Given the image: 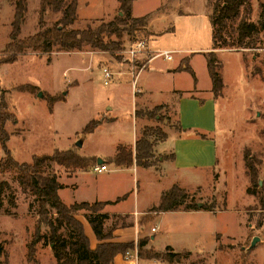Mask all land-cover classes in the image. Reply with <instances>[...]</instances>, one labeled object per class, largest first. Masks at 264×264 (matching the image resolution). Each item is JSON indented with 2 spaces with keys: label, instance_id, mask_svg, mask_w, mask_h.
Here are the masks:
<instances>
[{
  "label": "rangeland",
  "instance_id": "374dc122",
  "mask_svg": "<svg viewBox=\"0 0 264 264\" xmlns=\"http://www.w3.org/2000/svg\"><path fill=\"white\" fill-rule=\"evenodd\" d=\"M26 2L27 14L20 29V39L56 25L61 15L48 10L43 16L41 29L38 24L40 0ZM161 4L166 12L173 14L191 11L201 18V24L174 25L175 33L151 36L145 26L153 13L163 9ZM262 5L264 0H245L240 15L227 21L222 32L223 38L228 43L234 42L237 24L247 6L250 8L248 21L257 24ZM207 12L211 14V5L207 0H133L131 17L143 21L128 23L120 37L112 35L106 38L107 43L115 44L111 51L84 46L79 51L59 52L54 45L49 54L29 50L18 56L13 64H0L1 95L9 111L17 118L15 125L7 123L4 126L7 133H15L6 143L12 158L18 163H30L33 156L76 148L80 156L93 157L98 165L97 160L105 162L116 153L118 145L132 147V140L140 137L144 126L158 127L163 133L171 130V139L163 141L157 151L172 149L174 131L178 128L174 108L156 113L164 116L161 122L146 114L155 104L169 102L175 85L189 89L186 87H191V83L196 80V88L200 89V93L195 94V97L205 99L213 94L206 66V49L211 43L212 32L210 22L204 17ZM117 15H122L117 0H78L76 22L67 26L66 30H82L87 27L95 29L101 23L114 20ZM12 17L10 0H0V57L9 42ZM187 19L183 21L187 22ZM172 20L171 16L165 23ZM141 38H145L152 49H198L191 52L190 66L194 75L185 72L172 77L162 68L177 65L178 61L164 62L156 58L141 72L133 89V79L138 75L145 56L140 54L130 61L124 51L133 41ZM254 39V49L245 50L233 46L216 51V59L220 64L216 69L222 88L215 96V108L210 105L202 110H196L190 105L181 107V124L192 130H210L213 127L211 118L215 117L213 134L217 144L216 166L211 170H206L205 166L196 168L195 173L201 185L188 189L186 199L187 204H204L211 211L200 210L193 217L186 214H169L164 217V230L169 231L176 244L183 242L182 234L189 231L201 233L199 251L202 253L189 257L181 264H264V213H261L258 196H255L260 194L264 186V32L254 36ZM177 56L174 55V58ZM111 63L120 68L119 74L112 76L105 85L101 70L104 67L111 70ZM138 88L143 95L138 93ZM38 92H41V97L37 96ZM139 95L143 98L139 99ZM52 100L58 102L51 105ZM110 107L108 114L115 120L102 123L91 134L83 136L81 131L84 126L92 120H103L105 111ZM135 110L141 112V118L135 116ZM148 139L154 141V145L161 142L155 136H149ZM78 143H81L80 147H77ZM3 156L0 146V159ZM104 164L107 166L106 172L96 174L92 165L83 173L84 178H78V185H106L109 187L106 196L112 200L129 191L131 194L126 202L112 203L113 211L123 207L132 209V197L137 190L140 203H149L153 208L158 205L159 192L167 189L173 180L169 164L165 165L161 174L159 169L146 170L134 166L135 170L138 169L136 174L132 169H116ZM246 165L256 170L255 184L249 182ZM51 170L64 183L76 171L55 164H52ZM59 195L63 204L71 203L68 191L63 190ZM39 201L20 183L14 172L0 173V245L3 249L0 264H56L52 246L47 239L35 244L32 252L28 253V244L38 225ZM44 212L51 220L56 216L53 202L49 198ZM86 213L81 210L76 214V219L83 221L89 228L93 238L92 241L88 239L89 246L95 248L99 242L85 219ZM152 214L150 212L145 216ZM107 215L108 219L104 222L106 229H118L124 223L133 225L137 220V225L141 226V216L133 215L131 219L121 215ZM260 220L261 225L258 226ZM151 226L155 225L149 224L147 228ZM40 233L48 236L50 231L42 225ZM65 233V227L58 231L60 235ZM213 233H216L215 243L210 237ZM254 237L259 240L250 248ZM27 254H32L30 259ZM138 259L137 264H168Z\"/></svg>",
  "mask_w": 264,
  "mask_h": 264
},
{
  "label": "trees",
  "instance_id": "16d2710c",
  "mask_svg": "<svg viewBox=\"0 0 264 264\" xmlns=\"http://www.w3.org/2000/svg\"><path fill=\"white\" fill-rule=\"evenodd\" d=\"M117 1L122 15H117L114 20L108 23H101L95 29L87 27L82 30H66L67 26H71L76 22L78 0H40L38 24L41 29L43 26V16L48 10L59 13L61 15L59 20L51 28H45L33 36L20 39V29L27 14V2L26 0H10L11 6L13 7V17L10 23L11 30L9 33V42L5 45L1 53L0 64H13L17 61L18 56L29 50L35 53L49 54L52 52L51 49L54 45H56V49L59 52L79 51L84 46L101 51L113 50L115 44L111 42L107 43L105 41L106 38H110L112 35L120 37L121 32L126 30L128 23L143 21L141 18L131 17L133 0ZM207 2L211 5L209 20L212 27V50L207 53L206 66L211 81V91L215 98L222 88L220 75L216 69L220 66L216 59V51L232 48L233 46H235L233 48L245 50L254 49V36L264 32V6L262 5L260 19L257 24L248 21L250 8L248 6L245 8V12L241 15L237 24V36L234 42L228 43L223 38L222 32L226 28L227 21L240 15V8H242L245 0H207ZM180 70L187 71L193 75L186 59H183ZM56 102L58 101L52 100L50 104L53 105ZM163 108L164 106L162 105L156 106L150 112L147 111L146 115L150 118L154 116L153 118L157 122H161L164 116L156 113ZM135 116L141 118V112L135 110ZM104 121V119H99L88 122L81 131L82 135L91 134ZM7 123L15 125L17 118L9 111L0 91V146L4 154L0 159V173L14 172L19 177L20 183L26 186L40 200L38 225L36 226L32 241L28 244L30 250L28 253L32 252L35 244L47 239L49 245L52 246L51 250L56 264H112L116 255L124 256L129 250L134 249L136 250L137 257L140 259L156 260L168 264H181L182 261H186L190 257L188 252H156L152 249H145L149 238L138 239L136 245L133 243L109 242L113 238L112 233L115 228H105L104 222L108 219V215L102 213V210L106 205L112 204V202L63 204L57 193L63 186L57 181L56 174L51 170L52 164H55L65 169L87 171L90 166L96 165V159L80 156L77 153V149L72 148L66 151L55 150L50 155L33 156L30 163H18L12 158L10 151L6 148V143L10 136L15 134H9L5 131L4 126ZM177 130L183 131L179 124ZM149 136H155L156 140H160L161 142L167 138V135L158 127H144L133 147L118 145L116 147V153L112 157L107 158L103 163L112 164L116 168L121 169L135 166L144 169L152 167L158 170L161 163L173 159V154L155 157L153 154L155 142L149 141ZM246 171L250 177V184H255L254 178L256 177V170L251 168L250 165H246ZM249 193H251L250 190ZM255 196H258L260 211L264 213V186L261 187L260 194H255ZM48 198L52 200L55 209L56 216L53 220L47 218L44 212V206ZM187 198V191L174 183L167 190L161 192L158 205L151 208L149 212H154L158 215L165 212L177 211H211L204 204L201 207H198L197 204H187ZM121 199H124V197ZM118 201L120 199H117L115 202ZM81 210L88 212L85 214V219L96 240L99 242L93 249L89 246V241L84 234L82 223L76 219V214ZM152 219L151 216L147 215L142 217L139 223L141 226H146ZM261 221L258 222V226L261 225ZM42 225L48 227L50 231L48 236L41 235L40 227ZM129 226H131V223H124L120 227L125 228ZM63 227L66 228V233L62 235L58 234V231ZM2 253L3 249L0 245V257ZM31 256L32 254H27L28 259Z\"/></svg>",
  "mask_w": 264,
  "mask_h": 264
},
{
  "label": "crops",
  "instance_id": "0c3cea01",
  "mask_svg": "<svg viewBox=\"0 0 264 264\" xmlns=\"http://www.w3.org/2000/svg\"><path fill=\"white\" fill-rule=\"evenodd\" d=\"M163 9L159 12L156 11V13H153L147 20V24L145 28L151 33L152 35H164L168 32H176V27L174 25H182V24H188V25H194L195 23L201 24V18L194 15L191 11L184 10L182 13H171L170 11L166 12L161 4ZM171 14V15H170ZM204 17L210 22L209 16L210 13H204ZM173 18L172 21H170L168 24L165 23L166 20H170V18ZM139 17V16H136ZM169 17V18H168ZM188 18V19H187ZM183 19H187V22L183 21ZM185 22V23H184ZM150 43V42H149ZM148 48L151 52L159 51V50H168L174 52L173 58L171 61H165L164 62H175L178 61L177 65H171L170 67L162 68L165 69L166 73H169L172 75V77H176V75H179L180 73H185L187 71L180 70V66L183 63V59H186L188 62V66L190 67L191 71L193 72V69L190 66V61L193 53V51H197L198 49H185V48H176V49H152L149 44ZM201 50V49H199ZM212 50V32H211V43L206 49V51L209 53ZM178 56L174 58V55ZM190 54V56H188ZM175 59V60H174ZM155 60V59H154ZM154 60L150 61L145 69L148 68L150 63H152ZM111 66V73L113 76L115 74H119L118 70L120 69L118 66L114 64H110ZM167 68V69H166ZM144 69V70H145ZM155 70V69H154ZM143 71V70H142ZM141 71V72H142ZM137 76L136 84L139 80V75ZM189 73V72H187ZM194 75V72H193ZM211 82V81H210ZM136 86V85H135ZM180 88V89H179ZM186 88L189 89H183L182 87H177L176 85L173 86V89L171 90L170 97L172 98L169 102L163 101L161 103L155 104L156 106H164L162 110H167L169 108H174V111L177 115V122L181 126L183 131H174V138H173V147L170 150H161L157 151V148L162 144V142L157 143L153 147V154L156 156L159 155H170L173 154V159L165 161L159 165V174H161V171L164 170L165 165L169 164L171 165V173L173 176V180L171 181V184L169 187H171L172 184L176 183L186 191L190 188H195L201 185V183L198 182L199 176L196 175L195 170L196 168L200 169L202 166H205L204 168L206 170H211L213 166L215 165V160L217 157V144L215 140V136L213 132L215 131V117L213 116L211 118V121L213 123V127L210 130L202 131V130H195L191 128H187L186 125L181 124V107L184 105H190L196 110H202L206 106L210 105L215 108V101L213 94L211 96H208L205 99H198V97H195V94L200 93V89L196 88V80H194L193 84L191 83V87L188 85ZM192 89V90H191ZM211 90V85H210ZM138 93L143 95V92L138 88ZM134 92V91H133ZM139 95L138 98L142 99L143 96ZM136 97V96H135ZM214 98V99H213ZM111 110V107L108 108V111L106 110V114L102 117L105 121L103 123H111L115 120L111 114H108V112ZM108 120V121H106ZM145 127V126H144ZM143 129V127L141 128ZM171 130L165 131V134L167 135V138L164 141H167L169 138L171 139V134L169 133ZM149 140V139H148ZM136 141V138L132 140V144L130 146H134V143ZM150 141V140H149ZM112 165V164H107ZM96 166V165H95ZM114 166V165H112ZM94 167V166H93ZM92 167V168H93ZM115 167V166H114ZM116 168V167H115ZM121 169V168H116ZM133 170L136 174H138V169L135 170L134 166L127 168L126 170ZM148 169H154V168H148ZM147 170V169H146ZM157 171V169H154ZM88 171V170H87ZM86 171H82L77 169L72 173V175L68 176L66 179V183H64L62 180H60L59 177H57V181L63 186L62 189L58 190V196L60 198V192L61 191H68V195L70 196L71 203L68 205L74 204V203H94V202H115L117 199H120L119 202H126L128 200L129 191L125 192L123 195L115 198L114 200L107 197V191L109 189L106 185H101L99 187H91L86 185L84 183V187H81V185H78V180L82 177L84 178L83 173ZM101 174V173H100ZM137 177V176H136ZM198 177V179H197ZM79 178V179H78ZM168 187V188H169ZM167 188V189H168ZM162 189L159 192V196L162 191L167 190ZM139 190H137L136 195H133V208L132 209H126V208H120L117 209V211H113L112 204L106 205L102 213L109 214V215H121V216H127L132 219V216H145L146 214L150 213L151 205L149 203L143 205L139 201L138 196ZM188 193V192H187ZM106 196V197H105ZM124 199H121L123 198ZM159 202V197H158ZM118 203V202H117ZM114 204V203H113ZM157 205L153 206L156 207ZM200 211H177V212H165L161 214H156L153 212L151 217L153 218L152 221L149 223L154 224L156 227V233H151L150 227L147 228V226H138V220L137 223L133 224L131 223V226L115 229L112 233L113 238L109 242L114 243H124V244H134L136 245V242L138 239L142 238H149L148 243L145 245V249H152L156 252H172V253H179V252H188L190 254V258L196 257L197 255H200L202 252L199 251V247L202 242L201 233H196L195 231L187 232L185 234H182L183 242L177 243L172 241L173 236L171 237L169 235V231L164 230L166 228V224L163 222L164 217H166L169 214H186L190 217H193ZM140 217V218H141ZM139 218V219H140ZM84 227L85 235L86 237L92 241V236L89 228H87L86 224L83 221H80ZM138 224V225H137ZM150 228V229H149ZM92 231V230H91ZM93 233V232H92ZM216 233H213L210 235L211 239H214ZM188 242V243H187ZM98 243V241H97ZM184 243H187L184 244ZM215 243V239H214ZM182 244V245H181ZM179 247H176V246ZM94 248V247H93ZM92 248V249H93ZM129 257L125 258L123 255H116L113 259L112 264H137V261L139 260L136 255V250H129L127 252ZM195 255V256H194ZM137 260V261H136ZM151 262V260H143ZM155 261V260H154ZM161 262V261H158ZM166 263V262H162Z\"/></svg>",
  "mask_w": 264,
  "mask_h": 264
},
{
  "label": "built area",
  "instance_id": "2783aa9c",
  "mask_svg": "<svg viewBox=\"0 0 264 264\" xmlns=\"http://www.w3.org/2000/svg\"><path fill=\"white\" fill-rule=\"evenodd\" d=\"M124 52L128 56V59L130 61L135 60L136 57L140 54L145 56L142 60L143 62L140 65L139 73L147 67L150 61L156 58H161L162 60L165 61H171L174 54V52L168 50H159V51L151 52L148 48V42L145 40V38L136 39L128 46V48L125 49ZM101 73L104 78V84L107 85L108 80L113 76V74L109 69L105 67L102 68ZM137 76L138 75H136V77L133 79V84H132L133 89H135L136 87L135 85H136ZM92 170L96 174H100L107 171V166L104 163H101L94 166ZM150 231L151 233H156V227H152ZM124 257L127 258L129 257V255L126 253Z\"/></svg>",
  "mask_w": 264,
  "mask_h": 264
},
{
  "label": "water",
  "instance_id": "95a60500",
  "mask_svg": "<svg viewBox=\"0 0 264 264\" xmlns=\"http://www.w3.org/2000/svg\"><path fill=\"white\" fill-rule=\"evenodd\" d=\"M37 96H38V97H41V96H42L41 92H38ZM80 146H81V143H78V144H77V147H80ZM101 163H103V161H102L101 159H98V160H97V164H101ZM197 206H198V207H201L202 204L199 203V204H197ZM258 240H259V238L254 237V238L252 239V242H251L250 248H252Z\"/></svg>",
  "mask_w": 264,
  "mask_h": 264
}]
</instances>
